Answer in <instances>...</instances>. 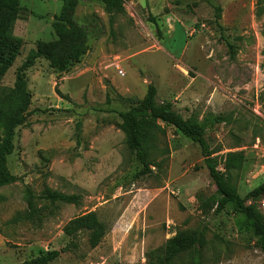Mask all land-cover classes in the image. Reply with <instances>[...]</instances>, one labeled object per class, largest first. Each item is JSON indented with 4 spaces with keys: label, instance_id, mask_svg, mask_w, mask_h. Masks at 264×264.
<instances>
[{
    "label": "rangeland",
    "instance_id": "obj_1",
    "mask_svg": "<svg viewBox=\"0 0 264 264\" xmlns=\"http://www.w3.org/2000/svg\"><path fill=\"white\" fill-rule=\"evenodd\" d=\"M64 1L16 0L14 11L0 10V44L12 37L20 45L11 63L0 46V92L14 86L39 43L58 40L54 23ZM75 20L88 33L87 54L65 72L42 58L28 71L32 115L16 129L8 157L19 179L0 188V264L61 250L70 241L64 227L90 212L107 226L102 242L92 248L89 232H81L50 264H193V250L168 260L167 247L196 232L206 240L203 264H264L244 216L204 209L217 188L199 145L159 122L151 172L138 177L145 166L120 117L150 84L157 103L172 102L187 119L224 117L208 143L222 171L228 154L242 156L231 179L246 197L264 182V0H126L115 14L97 0H79ZM46 189L81 203L39 199Z\"/></svg>",
    "mask_w": 264,
    "mask_h": 264
},
{
    "label": "trees",
    "instance_id": "obj_2",
    "mask_svg": "<svg viewBox=\"0 0 264 264\" xmlns=\"http://www.w3.org/2000/svg\"><path fill=\"white\" fill-rule=\"evenodd\" d=\"M104 4L110 14L124 12L126 0H97ZM79 0H65L59 15L54 23V30L58 36L56 42H41L38 48L30 52L19 68L14 86L0 92V188L15 183L19 178L11 173L8 166V157L15 149L16 129L27 123L32 115V93L28 85V71L36 64L38 59H45L50 67L58 72H65L78 63L88 52V33L86 29L75 20ZM16 0H0V10L14 11ZM221 8L217 16L220 18ZM151 21L155 19L151 17ZM4 54L3 59L11 63L19 52V42L15 38H7L0 44ZM158 89L150 84L148 93L143 101L127 111L120 112L122 126L126 130L130 149L136 159L145 166L138 173V177L151 172L148 164L149 145L154 138L156 130L160 129L159 122L175 128L179 133L198 144L204 164L217 188V196L210 199L206 208L219 214L227 209L244 216L248 224L256 232L257 244L264 251V213L260 202L264 199V182L242 197L237 186L232 182L231 175L234 169L241 165L242 156L228 154L225 157V171L220 169V162L210 149L207 134L210 128L225 121L222 116L199 121L185 118L170 101L157 103ZM80 126V125H79ZM35 195L32 191L27 193V202L30 214L37 213ZM39 199L46 202L66 203L79 205L81 196L68 195L59 191L46 189ZM206 200L203 202L205 203ZM251 202V204H249ZM81 232H89V243L92 248L97 247L107 234V226L98 218L95 212L81 215L70 221L64 227V233L70 238L68 244L61 250L45 251L36 257L21 264H50L56 261L61 253L70 252L75 245V239ZM206 245L203 233H189L174 238L167 247V259L177 256L187 250L194 251L193 264H203L202 252Z\"/></svg>",
    "mask_w": 264,
    "mask_h": 264
}]
</instances>
